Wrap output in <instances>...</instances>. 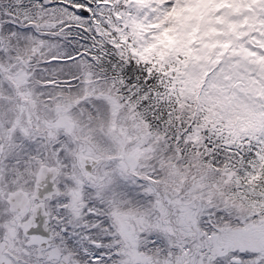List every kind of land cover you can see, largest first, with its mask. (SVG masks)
Here are the masks:
<instances>
[{
	"label": "snow or ice",
	"instance_id": "obj_1",
	"mask_svg": "<svg viewBox=\"0 0 264 264\" xmlns=\"http://www.w3.org/2000/svg\"><path fill=\"white\" fill-rule=\"evenodd\" d=\"M0 264H264V0H0Z\"/></svg>",
	"mask_w": 264,
	"mask_h": 264
}]
</instances>
